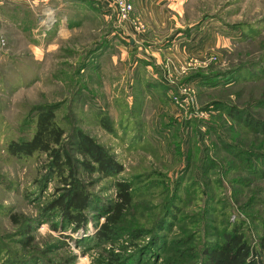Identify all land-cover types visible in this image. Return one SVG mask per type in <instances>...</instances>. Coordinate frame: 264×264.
<instances>
[{
	"label": "rangeland",
	"instance_id": "374dc122",
	"mask_svg": "<svg viewBox=\"0 0 264 264\" xmlns=\"http://www.w3.org/2000/svg\"><path fill=\"white\" fill-rule=\"evenodd\" d=\"M94 1L83 7L84 14L87 7L90 12L83 26L62 35L56 33L54 11L47 3L40 4L30 17L31 11L21 8V25L11 17L0 22V264H106L110 251L122 257L119 264H164L167 256L160 249L165 244L153 247L149 235L131 243L129 235L122 233L111 245L98 246L94 235L104 222L99 213H89L88 224L77 231L54 217L45 219L42 205L60 186L46 182L44 157L18 160L5 152L9 140L29 136L34 110L41 106L56 109L75 158L81 159L69 144L80 132L122 166L115 178L81 177V181L94 182L85 185L91 197L110 204L115 200V182L129 179L137 188L132 211H137L139 223L147 228L158 214L156 222L164 218L170 226L169 232L160 233V242L169 243L179 233L180 219L164 217L168 202L198 218L196 245L205 234L206 241L215 240L210 227L218 224L217 215L207 213L205 220L206 208L202 209V203L200 209L196 207L198 194L187 192L189 183L204 180L200 174L206 164L209 181H223V189L214 186V190L232 205L229 222L243 219L244 232L255 245L260 227L252 218H264V182L254 168H264V137L253 135L227 117V112L238 110L264 121V0L190 3L180 30L194 26L193 44L200 42L206 50L179 62L173 57L170 61L176 68L171 70L166 48L161 47L168 38L147 37L148 28L134 10L130 18L136 26L130 21L120 24L112 5L106 21L99 20L91 13ZM12 15L18 16L17 10ZM125 22L139 35L137 43L131 45L130 32L122 26ZM190 60L197 63L188 68ZM182 69L187 70L182 74ZM183 88L190 89L185 96L180 93ZM178 96L188 102L184 108L174 104ZM100 118L112 133L103 128ZM211 126H216V133L209 130ZM218 135L223 141L216 139ZM222 145L244 149L249 155L235 162ZM255 155L263 158L254 159ZM205 156L219 167L213 168ZM240 163L252 174L240 169ZM229 165L238 166V171H231ZM223 207L214 205L212 210ZM12 215L18 216L17 224L11 221ZM185 222L194 224L190 218ZM53 224L58 231L51 230Z\"/></svg>",
	"mask_w": 264,
	"mask_h": 264
},
{
	"label": "trees",
	"instance_id": "16d2710c",
	"mask_svg": "<svg viewBox=\"0 0 264 264\" xmlns=\"http://www.w3.org/2000/svg\"><path fill=\"white\" fill-rule=\"evenodd\" d=\"M193 28L194 26L190 29L179 31L173 39L189 36L192 33L191 31L194 30ZM171 41H168V44L172 43ZM203 80H208V78L205 77ZM55 110L53 106L36 108L32 116L33 124L29 136L20 140H9L5 147L7 155L18 160L44 157V170L47 169L48 171L46 182L54 181L59 183L60 188H55L54 193L49 195L46 202L42 205L41 211L45 219L54 217L59 219L64 226L70 225L74 231H77L84 229L88 224L89 213H99L104 218V222L94 235V241L98 246L111 245L122 233L129 235L131 243L142 236L149 235L151 238L150 243H152L153 247L165 244L160 247L167 255L164 264H264V218L259 220L252 218L260 227L256 229L259 234L254 245L244 232L246 223L243 219L237 218L233 222H229L230 217L233 215V212L230 211L232 205L227 204L226 200L220 199V195L214 190V186L217 187L216 189L222 190L223 181L221 179L209 181L207 177L209 166L205 163L203 165L204 170L200 174V177L204 179L202 180L203 182H197L194 185L189 183L190 187L187 192L196 191L199 197L196 207L200 209L202 203V209L206 208V211L202 213L203 217L205 218L207 213L208 215L216 214L218 224H215V227L212 228L209 226L213 230L212 233L215 240L206 241L205 234L203 240L200 241V245H196V239L200 232L194 230L198 218L183 214L180 208L170 205L169 202L168 204L166 203L169 206L166 207L165 215L167 216L164 217L169 216L173 221L180 219L179 233L171 237L169 243L166 241L165 243L160 242L162 241L160 233L169 232L171 229L170 226H166L164 218L156 222L158 214H156L151 223L147 224V228L145 227L146 225H141L139 223L140 220L135 216L137 211L135 210V213L132 211L137 203V188L129 179L115 182V200L110 204L91 197V193L85 190V185H92L94 182L81 181V177L92 180V175L97 174L103 178H115L122 173L123 168L101 145L80 132L72 136L71 140H74L72 144H69L75 154L81 157L80 160L75 158L68 150L66 131L62 122L57 119ZM227 117L250 130L253 135L264 137V121L255 120L250 115L233 109L228 110ZM100 121L103 128L107 132L112 133V129L104 121V118H100ZM223 127L222 125L220 128L223 129ZM209 130L212 133H216L217 128L216 126H211ZM216 139L220 140V136L218 135ZM225 144L229 145V143ZM222 147L224 152L231 153L230 156L235 162L242 159L244 155H249L244 149L230 148L231 150H229L226 145H222ZM191 156L192 153L189 152L186 160V168L188 170L192 163ZM253 158L262 159L263 157L255 155ZM206 159L213 168L219 167V165L217 166L211 161L212 159L209 160L210 158H207V156H205ZM241 164H239L240 169L242 166L243 170L252 174ZM237 169L238 166L236 168L231 166L230 168L231 171L235 172L238 171ZM249 169L251 170L252 168L249 167ZM254 169L259 174V181L264 182V168L259 170L258 167H255ZM199 183L203 184V188H201ZM234 202L238 203L239 201L234 197ZM178 203L182 204V199H179ZM222 204L224 207L220 211L212 210L214 205ZM261 205H264V198L261 201ZM189 218L194 223L193 225L185 222ZM10 219L13 224L18 223V216L12 215ZM219 219H221L220 222ZM207 221L212 223V220L207 219ZM215 223L217 222L215 221ZM149 227L150 230L148 229ZM51 230L58 231L59 229L53 224ZM30 233L29 231L25 235ZM105 260L106 264H119L122 257L110 251Z\"/></svg>",
	"mask_w": 264,
	"mask_h": 264
},
{
	"label": "crops",
	"instance_id": "0c3cea01",
	"mask_svg": "<svg viewBox=\"0 0 264 264\" xmlns=\"http://www.w3.org/2000/svg\"><path fill=\"white\" fill-rule=\"evenodd\" d=\"M50 1L52 0H0V18L2 19L0 22L2 23L4 20H6V18L11 17L16 18L21 25V15H19V12H21V8L29 9L27 11L31 12H29L30 15H28L27 17H30L32 16L31 14L36 11L35 9H37L40 4L47 3V7L50 8L52 12L54 11L52 14H54L57 23L56 33L62 35L68 33L69 31H77L80 27L83 26L84 17H88L89 15L87 14L89 12V7H87L85 10L86 14H84L83 10V7L85 8L84 5L89 4V0H55L52 5H50ZM130 1L133 5L134 14L137 15L148 28L149 32H147V37L155 41H159L162 38H168L166 43L161 47L166 48V53L169 57L167 67L170 68V70L174 69L175 67L173 62L170 61L173 60V57L177 62H179V60L182 58L185 59L186 57H191L197 54L203 55L205 53L206 48L203 44H200V42L196 45L193 44L195 43V33H191L187 37H182L175 40L173 39L178 33L176 31L181 32L182 30L180 29H182L184 26L183 24L186 23V14L188 8L191 7L189 4H193L194 2L202 0ZM90 6L91 13L95 14L97 16V19H101V21L104 22L107 18V11H113L111 4L106 0H95L94 3ZM79 8H81V10H79ZM13 10H17L18 16L15 17L14 15H12ZM63 12L66 13V16H61ZM58 13L60 15H58ZM79 13H81V15ZM7 15L9 16L7 17ZM63 19H65V23ZM24 21L28 20L25 19ZM122 26L125 27L128 32H130L131 45L133 43H137L135 39L139 35L135 34L133 29L127 22L122 24ZM168 41H171L172 43L168 44ZM177 62H175V64H177Z\"/></svg>",
	"mask_w": 264,
	"mask_h": 264
},
{
	"label": "built area",
	"instance_id": "2783aa9c",
	"mask_svg": "<svg viewBox=\"0 0 264 264\" xmlns=\"http://www.w3.org/2000/svg\"><path fill=\"white\" fill-rule=\"evenodd\" d=\"M106 1H108L115 8V10L118 14V21L120 23H123L124 21H130L132 23V25H134V26L137 25V22H135L133 19L130 18L131 12L133 10V6L129 0H106ZM195 63H197L196 60H190V65H188V68L194 66ZM198 63H200V62H198ZM200 65L201 64H199L198 66L200 67ZM202 65L206 66V62L203 63ZM186 70L187 69H182L181 73L183 74ZM189 91H190V89L183 88L180 93H181V95L185 96L188 94ZM174 101H175L174 104L180 108H184L185 105L188 103V102H183L179 98V96L177 98H175Z\"/></svg>",
	"mask_w": 264,
	"mask_h": 264
}]
</instances>
